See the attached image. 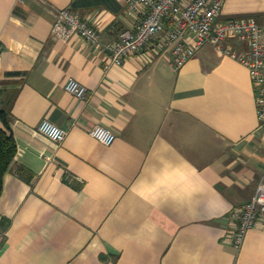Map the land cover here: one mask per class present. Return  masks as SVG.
Here are the masks:
<instances>
[{
	"label": "crops",
	"instance_id": "obj_1",
	"mask_svg": "<svg viewBox=\"0 0 264 264\" xmlns=\"http://www.w3.org/2000/svg\"><path fill=\"white\" fill-rule=\"evenodd\" d=\"M127 3L0 0V107L12 103L18 145L0 197V264H264V221L240 251L232 241L264 181L248 67L207 45L176 69L156 42L112 65L104 45L144 17ZM62 8L99 24L102 44L57 36ZM245 12L262 21L264 0H225L221 18ZM70 78L86 99L67 91ZM44 119L67 131L63 142L39 131ZM99 124L112 144L90 134Z\"/></svg>",
	"mask_w": 264,
	"mask_h": 264
},
{
	"label": "built area",
	"instance_id": "obj_2",
	"mask_svg": "<svg viewBox=\"0 0 264 264\" xmlns=\"http://www.w3.org/2000/svg\"><path fill=\"white\" fill-rule=\"evenodd\" d=\"M224 1L128 0V14L143 10L144 17L134 28L124 30L117 41L105 44L104 49L109 52L112 65H123L128 57L156 42L155 53H170L176 69L182 68L207 45L222 49L248 67L256 91L259 123L264 127V18L262 21L255 17L222 19ZM53 32L64 40L79 36L91 45L102 44L100 25L67 8L57 11ZM231 39L239 41V45L231 43ZM66 89L82 100L88 95V88L74 78L67 81ZM38 129L59 143L67 136L64 128L49 119H44ZM90 134L105 145L116 139L112 129L100 124L94 126ZM263 221L264 181L241 208L232 239L238 251L248 232Z\"/></svg>",
	"mask_w": 264,
	"mask_h": 264
},
{
	"label": "trees",
	"instance_id": "obj_3",
	"mask_svg": "<svg viewBox=\"0 0 264 264\" xmlns=\"http://www.w3.org/2000/svg\"><path fill=\"white\" fill-rule=\"evenodd\" d=\"M11 101L0 107V118L4 127L0 126V197L4 191V182L7 172L15 161L18 145L11 131L8 116L11 110Z\"/></svg>",
	"mask_w": 264,
	"mask_h": 264
},
{
	"label": "rangeland",
	"instance_id": "obj_4",
	"mask_svg": "<svg viewBox=\"0 0 264 264\" xmlns=\"http://www.w3.org/2000/svg\"><path fill=\"white\" fill-rule=\"evenodd\" d=\"M257 12H245V13H240L237 17H249V16H256ZM230 42L232 43H237L239 45V41L231 39ZM241 43V42H240ZM237 48V47H236ZM240 51V49H239Z\"/></svg>",
	"mask_w": 264,
	"mask_h": 264
}]
</instances>
